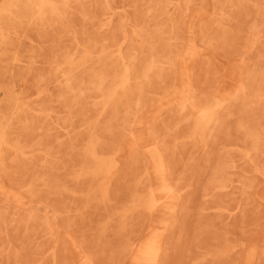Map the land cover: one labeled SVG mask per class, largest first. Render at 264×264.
Masks as SVG:
<instances>
[{
	"label": "rangeland",
	"instance_id": "rangeland-1",
	"mask_svg": "<svg viewBox=\"0 0 264 264\" xmlns=\"http://www.w3.org/2000/svg\"><path fill=\"white\" fill-rule=\"evenodd\" d=\"M0 264H264V0H0Z\"/></svg>",
	"mask_w": 264,
	"mask_h": 264
},
{
	"label": "bare ground",
	"instance_id": "bare-ground-1",
	"mask_svg": "<svg viewBox=\"0 0 264 264\" xmlns=\"http://www.w3.org/2000/svg\"><path fill=\"white\" fill-rule=\"evenodd\" d=\"M37 10V9H36Z\"/></svg>",
	"mask_w": 264,
	"mask_h": 264
}]
</instances>
